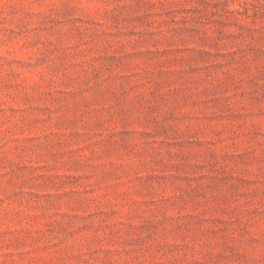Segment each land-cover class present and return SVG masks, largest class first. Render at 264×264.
Returning a JSON list of instances; mask_svg holds the SVG:
<instances>
[{
  "label": "rangeland",
  "instance_id": "obj_1",
  "mask_svg": "<svg viewBox=\"0 0 264 264\" xmlns=\"http://www.w3.org/2000/svg\"><path fill=\"white\" fill-rule=\"evenodd\" d=\"M0 264H264V0H0Z\"/></svg>",
  "mask_w": 264,
  "mask_h": 264
}]
</instances>
